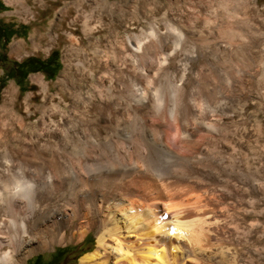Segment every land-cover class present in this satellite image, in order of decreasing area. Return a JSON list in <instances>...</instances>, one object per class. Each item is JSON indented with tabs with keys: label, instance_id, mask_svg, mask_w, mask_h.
I'll list each match as a JSON object with an SVG mask.
<instances>
[{
	"label": "rangeland",
	"instance_id": "1",
	"mask_svg": "<svg viewBox=\"0 0 264 264\" xmlns=\"http://www.w3.org/2000/svg\"><path fill=\"white\" fill-rule=\"evenodd\" d=\"M56 1L57 2L59 1L57 3L58 7H57L56 11L53 12L51 18L55 17V18H57V19L59 18L61 20L62 19L61 11L64 9H67L70 5H72V1H74V0H56ZM22 2H25L26 8L28 9V11H26V12L21 11L20 14L16 13V7H17L16 5H18ZM85 2L86 3L83 4V7H82V0H76V4H74L76 6V9H70L67 12V16L62 21L60 29L56 31L59 35V39L55 45L45 46L43 44L35 52H29L30 47H31L32 31H33L34 27H36V26L41 27V24H39V23L37 24V21H43L42 24L46 23V21H47L46 20V17H47V10H46L47 7L46 6L49 5L50 0H42V1L0 0V4H3V6H4L2 8L0 7V191H1L0 192V206L2 207V210H0V211H2L4 213L3 214L2 212H0L1 214L4 215V216L3 215L0 216V218L3 219V221H2L3 226L0 227V231H2V232H3V230L6 231V232H4L6 234L0 232L1 235L5 236V237L7 236L6 239H9V237L10 238L14 237L13 231H14V233L16 232L15 235L18 234L20 231L21 221L23 219L27 218V215L28 216H31V215L34 216V214L36 215V212H37L36 209H38V206L41 207L42 205H44L45 207H48V208L56 207V208H62V209H67V207H68V209L70 208V209L76 210V212L78 211L77 212V218L74 219L68 226H64V228H62L60 230L59 233L64 234V238H63V240H61V243L60 242L57 244H56V242L51 243L47 248H45L43 250H37V251H34L32 253H29L27 255V257L22 260L21 264H80L79 260L84 254L92 252L96 249V236L101 230V227L99 228L98 224H97V219H98L99 215H95V214L88 215L87 214L89 209L99 208L100 206H87L89 204V201H87L86 199L84 200L83 194L87 193L91 189V186H92L91 184H94L95 186H99L101 188V191L103 192L105 190L104 188H106V186H108L109 184L115 183V182L118 183L119 182L118 177L120 176V178H121V176L129 174V171L131 170V168L135 167L136 159H139L140 161L143 162V163H141V164H143V167H145V166H147V168L149 167L148 170L150 171V173L155 174L153 176L156 179H157V177H159V175H163L164 177H166L167 181L170 183V186H169L168 192H166V196H165L164 200H154L151 197V195L145 190V186H143L142 183H140V185H139V182H136V183L131 184L132 186H135V188H134L135 194L138 195V196L135 195L134 198L135 199L138 198L137 199L138 201L144 202L146 204L147 203L150 205H152L153 203L157 204L158 206H154L156 208L157 215L158 216H159V214L160 215H162V214L167 215V218L165 220L166 222L167 221L170 222V219H171L170 215H172L173 214L172 211H174L177 208H181L184 211V212L183 211L181 212V214H180L181 217L184 215L185 211H189V212L192 211L193 212V213L191 212L190 217H182V219L187 220V219H191L192 216L193 217L196 216V217H194L195 220L197 222H198V220L200 221L199 222V232H200L199 236H201L203 238V239L201 237L199 238L200 243H202L203 248L206 247L207 244L209 245V247L204 248L203 252L202 251L198 252L196 259H194L191 255H189L187 260L190 264H194V263L195 264H241V263H244V264H264V256H263L264 255V248H263L264 247V218L262 216L264 214L262 212V211H264V192L257 195V196H255L253 194L249 195L251 198L254 199L252 206H245V205H238V204H234V206L232 205V180L236 177L235 173L240 172V169H243L245 167L244 166L245 165L244 159L246 158V156L249 159L248 164L251 165V170H253V167L257 165V162L260 158L264 159V151H262L263 150L262 144L264 145V136L262 135V137H259V136L256 137V135H258L257 134L258 129L263 130V132H264V85H263L264 83H262V82H264V78H263L264 77L263 76L264 75V0H256V1L255 0H85ZM252 8H254V9H252ZM38 12H39V17L36 18V20H34L32 18L31 14L38 13ZM78 13H80V14L78 15ZM82 18H84V19H82ZM87 24H89V25H87ZM4 30H5V32H4ZM114 32H115V34H114ZM116 32H117V35H116ZM138 34H139V36H142V39L139 41L136 40V37H139ZM73 36H74V38H73ZM118 36H119V38H118ZM120 36L122 38H120ZM116 37L120 40L118 41V39ZM123 37L125 40H126V37H129L131 39L132 43L134 42L133 46L136 48V55H135L133 63H131L133 65H131L130 62L125 60L126 59L125 57L123 58L124 59L123 64L125 65V63H126V65H125L126 68L124 67L123 69H125L126 71L128 70V68L133 69L134 74H133L131 79H128L127 77H124L121 74L114 73V71L111 70V66H110L115 59L113 52H111V51L118 50L120 52H123V51L127 50L128 46H127V44H125L126 41L123 39ZM165 38H167V39H165ZM92 39L93 40L96 39V41H93ZM113 39L115 40V42ZM156 39H158V40H156ZM174 39L178 40L177 44H173ZM16 40L23 41L26 48L22 52H20L18 55H15V54L12 55L10 53V45ZM160 40L162 41V43H160L161 42ZM111 41H113V42L111 43ZM89 42L93 45H89L88 44ZM153 42H156V44ZM119 44L121 46H117ZM113 45H116L117 48ZM227 46H228V48H227ZM74 48H76L75 51H74ZM77 48L79 49V51ZM114 48H116V49H114ZM122 48H124V49H122ZM157 48H159V49H157ZM80 49H81V52H80ZM83 49H84V51H83ZM96 49H97V53L95 51ZM98 50H99V52H98ZM108 50H109V52H108ZM228 50H230V52ZM89 53L91 55H89ZM152 54H153V56H152ZM218 54H220V55H218ZM248 54H249V56H248ZM250 54H251V56H250ZM75 55H76V58H75ZM244 55H245V57H244ZM86 56H89V57H86ZM206 56H207V58H206ZM83 57L85 58V60ZM247 58L252 59V61L247 59ZM44 60L45 61L47 60L48 62H50L49 63L50 65L47 67H44L38 63V61L44 62ZM92 60H93V62H92ZM148 61H150V62H148ZM75 62H76V64H75ZM146 62L148 63V68H146L147 67ZM56 63L59 64L58 69H55ZM65 63H68L70 66L68 69L67 85H66V87L62 88V86L60 87L59 85L56 84V81H57L59 75H61L63 73L64 68H65ZM79 63H83V66H81ZM128 63L130 64L129 65L130 67L128 66ZM230 63H232V64L230 65ZM246 63H248V64L246 65ZM106 64H108L107 67H106ZM136 64L138 66H136ZM252 64H254V65H252ZM215 65H217V66H215ZM133 67H136V68H133ZM246 67H247V69H246ZM250 67H251V69H250ZM216 68H219V69H216ZM43 69H46L47 72H44ZM258 70H260V71H258ZM105 71H107V72H105ZM246 71H248V72H246ZM260 73L261 74L263 73V74L260 75ZM114 74H116V75H114ZM114 76H116V77H114ZM193 76H194V78H193ZM124 78H126V79H124ZM99 79L101 81H99ZM119 79H121V80H119ZM190 79H194V81L190 80ZM205 79L207 81H205ZM41 80L48 83V90L47 91H44L42 89V85L40 86ZM111 80H112V82H111ZM197 80L199 82H197ZM108 81H109V83H108ZM110 82H111V84H110ZM140 82H142V83H140ZM149 82H152V83H149ZM161 82H163V83H161ZM105 83H106V85H104ZM10 84H13L14 87L18 90V94L15 96L16 100L13 98V102H12V100H10L9 102L4 103L3 101H1L2 100V94H3L4 89ZM197 84H198V86H197ZM92 85H93V87H91ZM166 85H168V86H166ZM183 85L186 86L185 87L186 89H184ZM222 85H223V87H222ZM120 86H121V88H120ZM114 87H115V90H114ZM156 87L161 88L160 89L161 93L163 91L162 101H161L162 105L160 104V107H159L162 110V112L159 114H154L150 110V107H149L150 106L149 104H151L153 102V100L155 99V95L153 94L154 93L153 88H156ZM72 89L73 90L77 89L81 92V94L83 95L81 97V99L77 100V98H75L74 96L71 95ZM97 89H98V91H97ZM120 89H122V90H120ZM180 89H181V91H179ZM205 89L207 90V92ZM101 90H103V92ZM106 90H108V91H106ZM109 90L110 91L113 90L112 95H111V92ZM184 90H186L185 91L186 94L184 93ZM204 90H205V92H204ZM99 91H101V92H99ZM86 92L89 94H87ZM93 92H94V94H93ZM109 93L113 99L110 98ZM113 93H114V96H113ZM27 94H30V97L28 98L29 100L24 99V97ZM101 94H102V96H100ZM118 94H119V96H117ZM164 94H165V96H164ZM179 94H181V95H179ZM224 94H226V95H224ZM121 95H123V96H121ZM182 96H184V97H182ZM194 96H196L197 98L199 97L200 98V99L198 98L199 101H197V98ZM224 96H226V97L224 98ZM118 97H120L119 100H118ZM228 97H230V98H228ZM209 98L212 101L208 100ZM217 98L220 101H218ZM175 99H176V101H175ZM107 100H108V102H107ZM222 100H223V102H222ZM216 101L219 103H216ZM74 102L77 104H75ZM210 102L211 103L214 102V103L211 104ZM12 103H13V105H12ZM111 103H113V104H111ZM184 104H186L188 107H190V110H191V112H189V114L187 115L188 119L184 121V125L186 127L188 126L187 127L188 132H192V135L190 136L191 140L192 141L195 140V142L200 141L199 143L201 145V149L198 151L193 150L191 148V146H188V145L183 143L180 132L178 130L180 128V125H178V123H173L171 118L169 119V116L165 113V110H167L169 107H172L175 110L180 109L182 111ZM167 105H168V107H167ZM218 105H219V107H217ZM78 106L80 107V109H83V110L81 111ZM115 106H116V108H115ZM193 106H194V108H193ZM224 106H226V107H224ZM75 107L78 109H76ZM81 107H84V108H81ZM120 107L123 109H121ZM95 108H96V110H94ZM106 108H110L111 110L110 109L108 110ZM230 108H231L232 113L229 110ZM75 109H76V111H75ZM116 109H117L116 114L117 115L119 114L118 116H120V118H118V116H115ZM77 110H79L80 112L79 111L77 112ZM220 110L224 111V112H221ZM227 110H229V111H227ZM88 111H89V113H88ZM150 111H151V114H150ZM199 111H200V113L198 114ZM213 111H215V112H213ZM73 112L75 113V115ZM92 112H94V113H92ZM124 112H126V113H124ZM203 112H205L206 114ZM104 113H106V114L104 115ZM207 113H209V114L214 113V114H212L210 116ZM76 114L78 116H76ZM82 114L83 115L85 114L84 115L85 117ZM86 114H88V115H86ZM90 114H92L93 117H92V115L90 116ZM141 115L142 116L144 115L145 119H143L144 117H142ZM196 115H198V116H196ZM226 115H227V117H226ZM66 116H68V117H66ZM82 116L84 118L83 120H81ZM128 116H129V118H128ZM78 117H81V118H78ZM130 117H131V119H130ZM135 117H137V118L135 119ZM150 117H152V118L150 119ZM202 117H204V120H209V118H210V120H212V121L213 120L215 121V119H216L215 122L220 121L218 123L222 126L223 130L221 129V131H218V133L216 131H215V133L214 132L213 133H210V132L207 133V131L205 134L202 133V132H205L204 130L200 129L201 127L205 126L204 122L201 120ZM222 117H223V119H220ZM102 118L105 120V122H103L104 120ZM57 119H58V122H57ZM64 119H65V121H64ZM127 119H129V120H127ZM167 119L170 120L172 124ZM48 120H49V123L46 122ZM59 120H61V121H59ZM92 120H95V121H92ZM189 120H190V122H189ZM224 120L227 123H225ZM106 121H107V123H106ZM110 121H112V122L110 123ZM137 121H138V123H137ZM151 121H153V123ZM201 121H202V124H201ZM78 122L81 123L82 127L79 126L80 124ZM113 122L115 123L114 126H113ZM71 123H73V124H71ZM91 123H93V124H91ZM146 123L147 124L149 123V124L147 125ZM44 124L46 125L47 129L54 124L53 126L56 129V132L57 133L59 132L58 134H60V136H62V138L49 140V141L45 142L46 140H43V138L47 135L49 130H47L45 128ZM82 124L85 126H83ZM88 124L92 127H89ZM105 124H106V127H105ZM119 124H121V125H119ZM190 124H192L193 126ZM198 124H200V125H198ZM86 125L88 126L89 129L86 127ZM169 125H171V126H169ZM62 126L64 127V129ZM224 126H226V127H224ZM228 126H231V127H228ZM74 127H76V130L74 129ZM137 127H139V128H137ZM116 128H117V130H116ZM118 128L121 130H119ZM224 128L226 129L227 132L224 131L225 130ZM43 129H46V130H43ZM90 129H92V130H90ZM102 129H103V131H102ZM168 129H171L172 131L168 130ZM73 130H75V131H73ZM156 130H157V132H156ZM191 130L194 131L195 135L193 134V131H191ZM244 130H246V131H244ZM92 131H93V133H92ZM168 131L171 133H168ZM198 131L201 133H199ZM250 131H252L253 133H251ZM254 131H255V134H254ZM78 132H79V134H78ZM84 132H86V133L88 132V134H86ZM105 132H107V133L112 132V133L107 134ZM176 132H177V134H175ZM238 132H240L241 134ZM245 133H247V134H245ZM76 134H77V136L80 135V137L75 138ZM89 134H91V135H89ZM165 134H167V135H165ZM219 134H221L222 136H220ZM67 135H69V136L67 137ZM94 135H96V136H94ZM214 135L218 138H216ZM245 135H248V136H245ZM249 135H250V137H249ZM137 136H139L140 138L139 137L137 138ZM192 136L194 139L192 138ZM203 136H205V137H203ZM229 136L230 137L232 136L231 137L232 139ZM247 137L250 138L249 141L247 140L248 139ZM252 137H254V138H252ZM80 138L82 139L83 143L81 142ZM92 138H93V140H92ZM114 138L117 140H115ZM173 138H174V140H173ZM233 138H234V141H233ZM242 138H243V140H242ZM84 139L86 142L84 141ZM38 140H39V142H38ZM57 140H59L60 142ZM78 140L80 141L81 144L79 143ZM110 140H112V141H110ZM168 140H170V141H168ZM179 140H181V141H179ZM204 140H206V142L208 140L209 143L208 142L206 143ZM210 140L212 141L213 145H212V143L210 144V142H211ZM75 141H77V142H75ZM163 141H165V143ZM253 141L256 143H254ZM105 142H107V143H105ZM128 142H130L133 145H130V143L128 144ZM143 142H144V144H143ZM169 142H171V143H169ZM178 142H180V144ZM119 143L121 145H119ZM123 144H125V145H123ZM87 145H88V147H87ZM91 145H93V146H91ZM102 145H104V146H102ZM126 145H127V147H126ZM139 145H141L143 148L141 146L139 147ZM165 145H166V147L169 146L168 147L169 149L174 148L173 150L178 151L181 154L183 153V155H185L186 157L189 156L188 158H190L191 160H194L196 162L195 165H197V163H198V165L194 167L195 171H198L200 173H205V174L206 173H208V174L212 173L213 175L217 174L216 177L219 179L217 180L215 185L212 187L199 186V187L190 188V187H188L187 181H182L183 179H181L178 175L176 177H174L175 174H180L181 167L177 166L175 155L172 154L173 152H171V150L165 148ZM209 145H210V147H209ZM225 145H227L228 147ZM90 146L92 147V150H91ZM94 146H97L100 148H97V147L95 148ZM146 146H147V149H146ZM83 147H85V148H83ZM119 147L125 151L123 152V150L120 149ZM239 147H241V148H239ZM111 148H114V150L112 149V151H111ZM154 148L156 149V151ZM207 148H208V150H206ZM138 150H141L140 151L141 155H143V153H144L143 150H146L145 153H146L148 159L145 156V153L143 155L145 157L142 158L143 156L140 155V152L137 153ZM157 150H158V152L159 151L160 152L158 153ZM231 150H233V151L231 152ZM38 151H39V153H38ZM79 151H82V152L80 153ZM215 151L216 152L218 151V152L216 153ZM227 151L230 153L228 154ZM238 151H239V153H238ZM240 151H242V152H240ZM250 151L252 152V154ZM35 152H37V153L35 154ZM128 152H131V154ZM149 152H150V154H149ZM221 152H222V154H221ZM224 152H225V154L226 153L227 154L226 155L223 154ZM236 152L238 155L235 154ZM254 152H256V153H254ZM118 153H120V154H118ZM121 153H122V155H121ZM124 153H126V154H124ZM185 153H187V155ZM27 154H29V156ZM90 154H91V156H90ZM111 154H113V156ZM136 154L138 156H140V158L139 157L137 158V156H135ZM155 154H156V157L158 159L155 158ZM213 154H214V156H213ZM239 154H241V155H239ZM96 155H98V156L96 157ZM123 155L124 156L126 155L125 158ZM209 155H211V156H209ZM243 155H244V157H243ZM130 156H131V158H129ZM228 156L229 157L233 156V157H231V159H230ZM161 157H164V158H161ZM225 157H226V159H225ZM150 158L151 159L153 158L152 162L150 161L151 160ZM215 158H216V160H215ZM40 159H41L42 163L44 162L43 164L40 162ZM44 159H45V161H44ZM89 159H91L94 162H92ZM97 159H98V162H97ZM217 159H219V160H217ZM252 159H254V160H252ZM17 160H19V161H17ZM48 160H50V161L47 163L46 161H48ZM104 160H105V162H104ZM52 161H54L57 165H59V167L62 170L61 172H63L62 174L60 172L57 175L58 177L50 174L48 166L50 165V162H52ZM60 161H61V163H60ZM66 161H68V162H66ZM82 161H84V162H82ZM125 161H126V163H125ZM146 161H147V163H145ZM36 162H39V163H36ZM87 162H88V164H85ZM99 162H101V163H99ZM159 162H161V163H159ZM230 162H231V164H230ZM127 163H129L131 165H129ZM211 163L214 165H212ZM223 163H225V164H223ZM237 163H238V165H237ZM62 164H63V166H65V168H63V166H61ZM23 165H24V167H23ZM92 165L95 167H93ZM70 166H72V167H70ZM220 166H221V168H219ZM103 167H105V168H103ZM154 167L156 169H154ZM86 168H88L89 170ZM150 168H152V169L150 170ZM77 169H79V170H77ZM103 170H105V171H103ZM114 170L116 172L118 171V173H116ZM169 170H171L172 173ZM208 170H209V172H208ZM77 171H79V172H77ZM83 171H84V173H82ZM173 171H175V172H173ZM94 172H96V173L94 174ZM81 174H84V177L81 178V176H82ZM168 174H169V176H168ZM91 175L93 177L95 176L96 178L95 177L93 178ZM18 176L19 177L21 176V178L24 177L25 179H27V178L33 179L37 183L36 185L40 191L37 194L39 196H41L43 194L41 196V199H43V200H41L40 202H38L37 199L35 200L36 202H34V206H36V209H34L33 205L32 206H26V205H23L22 203H15V202L12 203L13 199L11 201V198L8 196V193H6L8 191L6 188L7 185L10 183V181L12 179H14L16 177L19 178ZM41 177H42V179H41ZM231 177H232V180H231ZM35 178H36V180H35ZM51 178H53V179H51ZM1 180L3 182H1ZM172 180H174V181H172ZM85 182L88 185L86 184L85 186H83V184ZM75 183H77V184H75ZM38 184L40 185V187ZM73 184H74V186H73ZM216 185H219V186L216 187ZM210 188H212L211 191H210ZM217 188H219V189H217ZM4 189L7 191H4ZM218 191H220V192H218ZM222 191H223V195H222ZM57 192L59 193V195H57L58 194ZM207 192L208 193L210 192L211 194L210 193L208 194ZM215 192H217L218 194ZM194 193L196 196L199 195L200 202L202 200L203 201L205 200L207 203L204 201V204L201 202L198 204V206H187V207L186 206L185 207L184 206H173L172 207V205L175 202L182 200V198L187 200L188 198L196 197L194 195ZM46 196H48V197L46 198ZM72 197H73V199H72ZM76 197L80 198V200L77 202L78 204L76 203L78 205V207L77 206H73V207L69 206L68 204L70 202H71V204L75 203L74 198H76ZM5 198H7V199H5ZM100 199L103 201L108 200V202H112L110 199H108L106 197L104 199V196L100 197ZM214 199H217V200H214ZM221 199H222V201H221L222 204L220 203ZM61 200H62V202H61ZM224 200L229 201V203H224ZM161 201H163V204L161 203ZM216 201L218 202L219 205H216L217 204ZM55 202H57V204ZM97 202L99 203V200H97ZM125 202H127V201H125ZM170 202H172V203H170ZM10 203L13 205H11ZM210 203H212V204L210 205ZM213 203H214V205H213ZM46 204H47V206H46ZM7 205L9 207L6 208ZM203 205L205 206V208H202V207H204ZM101 207H103V206H101ZM207 207L210 209H208ZM14 208H15V210L13 211L12 209H14ZM169 208H171V209H169ZM186 208H187V210H186ZM32 209H34V210H32ZM244 209H247V210L255 209L257 211H260V214L250 212L249 213L250 215H248L247 219L243 221L242 219H240L239 216L243 212ZM28 210H29V213H28ZM32 211L34 214L32 213ZM208 211L212 212L213 214L208 212ZM10 213H12L11 216H10ZM198 213H199L200 217H199ZM204 213H206V214H204ZM83 214L86 216H83ZM233 214H234V216H233ZM6 215L8 216L7 218H6ZM13 216H14V218H13ZM18 216L20 217V219H18L19 218ZM193 217H192V219H194ZM232 217H234V218H232ZM232 219L239 221L238 222L239 227L236 228L234 226V225H236L237 222L234 220L232 222ZM5 220H7V221H5ZM202 222H204V223H202ZM250 224H253V226H255V227L252 228L253 232L251 231V233H250L251 235L249 234L248 240L245 243V241H243V238H244L243 232L245 231V229L247 227L250 226ZM18 225H19V228H18ZM204 226H206V227H204ZM196 227L198 228V225ZM216 227H218V228H216ZM215 229L216 230L218 229V230L216 231ZM236 229H238V230H236ZM232 230H233V232H231ZM240 231H241V233H240ZM49 232L47 233V237L51 236L49 234ZM8 233H9V235H8ZM11 233H12V235H11ZM216 234H218V235H216ZM205 235H206V237H205ZM230 235H231V237H230ZM226 236L229 239H227ZM210 238H211V240H210ZM204 240H205V242H204ZM224 242L227 244H225ZM5 243L2 244L3 246L2 245L0 246V253H4V252L10 250V245L7 243L5 244ZM203 243L204 244L206 243V245H204ZM219 243H220V245H219ZM220 246H222V247H220ZM245 246L248 249L250 247V251H247L246 257H244L243 254L236 253V250L241 249L242 247H245ZM259 247L263 248V250H261L262 254L260 255L261 257L263 256L262 258L258 257L259 255H256V254L254 255L253 252L251 253L252 248L253 249L254 248L259 249ZM204 250H205V252H204ZM229 252H231V253H229ZM248 252H249V254H248ZM207 254H208V256H207ZM220 254H222V256H224V257H222ZM235 256H237V258H235ZM241 256L244 257L243 258L244 260L246 259V263H245V261L240 260L242 258ZM247 257H248V259H247ZM229 259L231 261H233V260L234 261L231 262ZM235 259H237V260H235ZM210 260H211V263H210ZM247 261H249V262H247ZM192 262H194V263H192Z\"/></svg>",
	"mask_w": 264,
	"mask_h": 264
},
{
	"label": "bare ground",
	"instance_id": "2",
	"mask_svg": "<svg viewBox=\"0 0 264 264\" xmlns=\"http://www.w3.org/2000/svg\"><path fill=\"white\" fill-rule=\"evenodd\" d=\"M35 1H42V0H35ZM256 1V0H255ZM59 2V1H58ZM56 0H50V3H49V5L48 6H46L47 7V17H46V23L45 24H42V22L43 21H37V24L39 23V24H41V27H34V29H33V31H32V34H31V47H30V50H29V52H35L39 47H41L43 44L45 45V46H52V45H55L57 42H58V39H59V35H58V33L56 32L57 30H59L60 29V27H61V23H62V21L66 18V16H67V12L70 10V9H76V6L74 5V4H76V0H74V1H72V5H70L67 9H64V10H62L61 11V13H62V19L60 20L59 18L57 19V18H55V17H53V18H51L52 17V14H53V12L54 11H56V9H57V3H58ZM86 2H85V0H82V7H83V4H85ZM88 4V3H87ZM17 7H16V13H21V11H23V12H26V11H28V9L26 8V4H25V2H22V3H20V4H18V5H16ZM68 6V5H67ZM20 7V8H19ZM91 8V7H90ZM78 9V8H77ZM252 9H254V8H252ZM86 10V9H85ZM102 10V9H101ZM87 13V12H86ZM70 14V13H69ZM80 13H78V15H79ZM32 15V18L34 19V20H36V18H38L39 17V12L38 13H33V14H31ZM85 16V15H84ZM88 16V15H87ZM94 16V15H93ZM89 18V17H88ZM223 18V17H222ZM70 19V18H69ZM79 19V18H78ZM82 19H84V18H82ZM92 22V21H91ZM90 22V23H91ZM89 23V22H88ZM130 23V22H129ZM132 23V22H131ZM135 23V22H134ZM71 25V24H70ZM73 25V24H72ZM79 25V24H78ZM87 25H89V24H87ZM91 25V24H90ZM130 25V24H129ZM133 25V24H132ZM93 26V25H92ZM75 27V26H74ZM130 27V26H129ZM136 27V26H135ZM88 28V27H87ZM86 29V28H85ZM91 29V28H90ZM81 30V29H80ZM88 30V29H87ZM98 30V29H97ZM133 30V29H132ZM129 31V30H128ZM110 32V31H109ZM90 33V32H89ZM119 33V32H118ZM69 34V33H68ZM99 34V33H98ZM114 34H115V32H114ZM113 34V35H114ZM126 34V33H125ZM65 35V34H64ZM71 35V34H70ZM85 35V34H84ZM97 35V34H96ZM112 35V34H111ZM116 35H117V32H116ZM120 35V34H119ZM142 35V34H141ZM66 36V35H65ZM87 36V35H86ZM89 36V35H88ZM92 36V35H91ZM98 36V35H97ZM100 36V35H99ZM138 36H139V34H138ZM247 36V35H246ZM69 37V36H68ZM102 37V36H101ZM114 37V36H113ZM112 37V38H113ZM130 37V36H129ZM129 37H126V40L124 39V37H123V39L126 41V43L125 44H127V50L126 51H123V52H120V51H118V50H114V51H111V52H113V55H114V61H113V63L110 65L111 66V70H113L114 71V73H116V74H121V75H123L124 77H127L128 79H131L132 78V76H133V69L132 68H128V70L126 71L125 69H123L124 67L126 68V63H125V65L123 64V62H124V57L126 58L125 60H127L128 62H130V64L131 63H133V61H134V58H135V55H136V48L133 46V43H132V41H131V39L129 38ZM133 37V36H132ZM161 37V36H160ZM73 38H74V36H73ZM94 38V37H93ZM96 38V37H95ZM117 38V37H116ZM118 38H119V36H118ZM117 38V39H118ZM120 38H122L121 36H120ZM147 38V37H146ZM158 38V37H157ZM162 38V37H161ZM89 39V38H88ZM142 39V36H139V37H136V40L137 41H139V40H141ZM148 39V38H147ZM165 39H167V38H165ZM65 40V39H64ZM68 40V39H67ZM93 40V39H92ZM114 40V39H113ZM120 39H118V41H119ZM153 40V39H152ZM156 40H158V39H156ZM93 41H96V39H94ZM123 41V40H122ZM161 41V40H160ZM168 41V40H167ZM82 42V41H81ZM113 41H111V43H112ZM114 42H115V40H114ZM121 42V41H120ZM177 42H178V40L177 39H174V41H173V44H177ZM138 43V42H137ZM150 43V42H149ZM153 43H155L156 44V42H153ZM160 43H162V41L160 42ZM164 43V42H163ZM89 45H93V44H91L90 42L88 43ZM124 44V45H125ZM144 44V43H143ZM230 44V43H229ZM71 45V44H70ZM97 45V44H96ZM112 45V44H111ZM123 45V44H122ZM162 45V44H161ZM224 45V44H223ZM72 46V45H71ZM95 46V45H94ZM109 46V45H108ZM113 46H115L116 47V45H113ZM117 46H121L120 44L119 45H117ZM140 46V45H139ZM68 47V46H67ZM90 47V46H89ZM93 47V46H92ZM96 47V46H95ZM138 47V46H137ZM141 47V46H140ZM145 47V46H144ZM210 47V46H209ZM226 47V46H225ZM26 47H25V44H24V42L23 41H21V40H16V41H14L11 45H10V53L12 54V55H18L20 52H22L24 49H25ZM66 48V47H65ZM69 48V47H68ZM71 48V47H70ZM113 48V47H112ZM117 48V47H116ZM116 48H114V49H116ZM119 48V47H118ZM165 48V47H164ZM212 48V47H211ZM227 48H228V46H227ZM262 48V47H261ZM78 49V48H77ZM82 49V48H81ZM81 49H80V52H81ZM111 49V48H110ZM109 49V50H110ZM121 49V48H120ZM122 49H124V48H122ZM138 49V48H137ZM157 49H159V48H157ZM166 49V48H165ZM168 49V48H167ZM71 50V49H70ZM76 50V48H74V51ZM92 50V49H91ZM107 50V49H106ZM109 50H108V52H109ZM142 50V49H141ZM217 50V49H216ZM78 51H79V49H78ZM83 51H84V49H83ZM87 51V50H86ZM96 51V53H97V49L95 50ZM143 51V50H142ZM215 51V50H214ZM229 52H230V50H228ZM67 52V51H66ZM98 52H99V50H98ZM161 52V51H160ZM91 53V52H90ZM89 53V55H91ZM150 53V52H149ZM156 53V52H155ZM215 53V52H214ZM240 53V52H239ZM243 53V52H242ZM251 53V52H250ZM68 54V53H67ZM66 54V55H67ZM75 54V53H74ZM82 54V53H81ZM112 54V53H111ZM69 55V54H68ZM80 55V54H79ZM148 55V54H147ZM218 55H220V54H218ZM85 56V55H84ZM111 56V55H110ZM146 56V55H145ZM152 56H153V54H152ZM169 56V55H168ZM216 56V55H215ZM248 56H249V54H248ZM250 56H251V54H250ZM70 57V56H69ZM86 57H89V56H86ZM99 57V56H98ZM143 57V56H142ZM165 57V56H164ZM217 57V56H216ZM244 57H245V55H244ZM75 58H76V55H75ZM84 58V57H83ZM140 58V57H139ZM144 58V57H143ZM206 58H207V56H206ZM67 59V58H66ZM80 59V58H79ZM108 59V58H107ZM111 59V58H110ZM141 59V58H140ZM158 59V58H157ZM164 59V58H163ZM227 59V58H226ZM247 59H249V60H251L252 61V59H250V58H247ZM75 60V59H74ZM84 60H85V58H84ZM94 60V59H93ZM93 60H92V62H93ZM171 60V59H170ZM215 60V59H214ZM217 60V59H216ZM68 61V60H67ZM70 61V60H69ZM80 61V60H79ZM95 61V60H94ZM106 61V60H105ZM112 61V60H111ZM110 61V62H111ZM126 61V62H127ZM136 61V60H135ZM219 61V60H218ZM223 61V60H222ZM91 62V61H90ZM139 62V61H138ZM148 62H150V61H148ZM242 62V61H241ZM147 63V62H146ZM243 63V62H242ZM245 63V62H244ZM75 64H76V62H75ZM81 66H83V63H79ZM129 63H128V66L130 65ZM139 64V63H138ZM213 64V63H212ZM218 64V63H217ZM232 63H230V65H231ZM248 63H246V65H247ZM251 64V63H250ZM89 65V64H88ZM107 65L108 64H106V67H107ZM131 65H133V64H131ZM150 65V64H149ZM229 65V64H228ZM229 65V66H230ZM243 65V64H242ZM245 65V64H244ZM252 65H254V64H252ZM69 64L68 63H65V68H64V71H63V73L61 74V75H59V77H58V79H57V81H56V84L57 85H59L60 87L62 86V88L63 87H66V85H67V76H68V69H69ZM77 66V65H76ZM127 66V67H128ZM136 66H138L137 64H136ZM160 66V65H159ZM215 66H217V65H215ZM221 66V65H220ZM249 66V65H248ZM247 66V67H248ZM258 66V65H257ZM98 67V66H97ZM130 67V66H129ZM140 67V66H139ZM214 67V66H213ZM232 67V66H231ZM247 67H246V69H247ZM89 68V67H88ZM133 68H136V67H133ZM143 68V67H142ZM146 68H148V63H147V67ZM161 68V67H160ZM165 68V67H164ZM215 68V67H214ZM90 69V68H89ZM109 69V68H108ZM216 69H219V68H216ZM250 69H251V67H250ZM107 70V69H106ZM125 70V71H124ZM147 70V69H146ZM160 70V69H159ZM243 70V69H242ZM108 71V70H107ZM107 71H105V72H107ZM238 71V70H237ZM244 71V70H243ZM249 71V70H248ZM248 71H246V72H248ZM251 71V70H250ZM258 71H260V70H258ZM164 72V71H163ZM192 72V71H191ZM212 72V71H211ZM254 73V72H253ZM105 74V73H104ZM110 74V73H109ZM116 74H114V75H116ZM137 74V73H136ZM142 74V73H141ZM170 74V73H169ZM222 74V73H221ZM263 74V73H262ZM261 73H260V75H262ZM214 75V74H213ZM219 75V74H218ZM253 75V74H252ZM90 76V75H89ZM222 76V75H221ZM224 76V75H223ZM264 76V75H263ZM114 77H116V76H114ZM138 77V76H137ZM141 77V76H140ZM231 77V76H230ZM99 78V77H98ZM147 78V77H146ZM182 78V77H181ZM193 78H194V76H193ZM200 78V77H199ZM264 78V77H263ZM103 79V78H102ZM124 79H126V78H124ZM123 79V80H124ZM150 79V78H149ZM187 79V78H186ZM38 80V79H37ZM36 80V81H37ZM70 80V79H69ZM108 80V79H107ZM113 80V79H112ZM112 80H111V82H112ZM119 80H121V79H119ZM190 80H193L194 81V79H190ZM227 80V79H226ZM231 80V79H230ZM99 81H101L100 79H99ZM127 81V80H126ZM130 81V80H129ZM188 81V80H187ZM205 81H207L206 79H205ZM235 81V80H234ZM263 81V80H262ZM73 82V81H72ZM107 82V81H106ZM111 82H110V84H111ZM153 82V81H152ZM152 82H149V83H152ZM197 82H199L198 80H197ZM40 86L42 85V89L44 90V91H47L48 90V83H46V82H44L43 80H41L40 81ZM108 83H109V81H108ZM107 83V84H108ZM140 83H142V82H140ZM161 83H163V82H161ZM223 83V82H222ZM262 83H264V82H262ZM55 84V85H56ZM123 84V83H122ZM166 84V83H165ZM101 85V84H100ZM104 85H106V83L104 84ZM109 85V84H108ZM107 85V86H108ZM120 85V84H119ZM124 85V84H123ZM158 85V84H157ZM189 85V84H188ZM195 85V84H194ZM193 85V86H194ZM224 85V84H223ZM223 85H222V87H223ZM264 85V84H263ZM97 86V85H96ZM106 86V87H107ZM144 86V85H143ZM166 86H168V85H166ZM192 86V85H191ZM197 86H198V84H197ZM91 87H93V85L91 86ZM132 87V86H131ZM149 87V86H148ZM165 87V86H164ZM183 87H184V89H186L185 87L186 86H184L183 85ZM214 87V86H213ZM262 87V86H261ZM120 88H121V86H120ZM163 88V87H162ZM92 89V88H91ZM94 89V88H93ZM96 89V88H95ZM100 89V88H99ZM126 89V88H125ZM140 89V88H139ZM154 89V95H155V99L153 100V102L151 103V104H149L150 106V110L154 113V114H159V113H161L162 112V110L159 108L160 107V104H161V101H162V93H163V91H162V93H161V91H160V89L161 88H159V87H156V88H153ZM194 89V88H193ZM203 89V88H202ZM209 89V88H208ZM238 89V88H237ZM258 89V88H257ZM114 90H115V87H114ZM120 90H122V89H120ZM119 90V91H120ZM135 90V89H134ZM143 90V89H142ZM166 90V89H165ZM172 90V89H171ZM176 90V89H175ZM206 90V89H205ZM205 90H204V92H205ZM218 90V89H217ZM223 90V89H222ZM263 90V89H262ZM41 91V90H40ZM43 91V92H44ZM94 91V90H93ZM97 91H98V89H97ZM102 92H103V90H101ZM101 91H99V92H101ZM106 91H108V90H106ZM110 91V90H109ZM112 91L113 90H111L110 92H111V95H112ZM140 91V90H139ZM144 91V90H143ZM170 91V90H169ZM179 91H181V89L179 90ZM183 91V90H182ZM186 90H184V93L186 94V92H185ZM188 91V90H187ZM202 91V90H201ZM116 92V91H115ZM166 92V91H165ZM168 92V91H167ZM178 92V91H177ZM176 92V93H177ZM196 92V91H195ZM206 92H207V90H206ZM230 92V91H229ZM87 93V92H86ZM98 93V92H97ZM198 93V92H197ZM231 93V92H230ZM18 94V90L14 87V85L13 84H10V85H8L5 89H4V91H3V94H2V100L1 101H3L4 103H7V102H9L10 100H12V102H13V98L16 100V98H15V96ZM45 94V93H44ZM87 94H89V93H87ZM86 94V95H87ZM93 94H94V92H93ZM144 94V93H143ZM146 94V93H145ZM167 94V93H166ZM232 94V93H231ZM71 95L72 96H74L75 98H77V100L78 99H81V97L83 96L82 94H81V92L79 91V90H77V89H72V92H71ZM91 95V94H90ZM99 95V94H98ZM109 95H110V93H109ZM111 95H110V98L111 99H113L112 97H111ZM151 95V94H150ZM179 95H181V94H179ZM205 95V94H204ZM220 95V94H219ZM224 95H226V94H224ZM52 96V95H51ZM100 96H102V94L100 95ZM106 96V95H105ZM108 96V95H107ZM113 96H114V93H113ZM117 96H119V94L117 95ZM121 96H123V95H121ZM136 96V95H135ZM164 96H165V94H164ZM187 96V95H186ZM185 96V97H186ZM199 96V95H198ZM30 97V94H27L25 97H24V99L25 100H27L28 98ZM129 97V96H128ZM148 97V96H147ZM182 97H184V96H182ZM194 97H196V96H194ZM193 97V98H194ZM200 97V96H199ZM198 97V98H199ZM206 97V96H205ZM226 96H224V98H225ZM94 98V97H93ZM102 98V97H101ZM109 98V99H110ZM124 98V97H123ZM146 98V97H145ZM177 98V97H176ZM179 98V97H178ZM197 98V97H196ZM197 98V101H199V99ZM219 98V97H218ZM217 98V99H218ZM228 98H230V97H228ZM263 98V97H262ZM73 99V98H72ZM91 99V98H90ZM110 99V100H111ZM120 99V97H118V100ZM147 99V98H146ZM184 99V98H183ZM215 99V98H214ZM216 99V100H217ZM221 99V98H220ZM29 100V99H28ZM76 100V101H77ZM85 100V99H84ZM99 100V99H98ZM126 100V99H125ZM152 100V99H151ZM169 100V99H168ZM174 100V99H173ZM208 100H211L210 98L208 99ZM230 100V99H229ZM83 101V100H82ZM112 101V100H111ZM114 101V100H113ZM123 101V100H122ZM150 101V100H149ZM175 101H176V99H175ZM182 101V100H181ZM190 101V100H189ZM203 101V100H202ZM212 101V100H211ZM218 101H220L219 99H218ZM225 101V100H224ZM263 101V100H262ZM41 102V101H40ZM107 102H108V100H107ZM170 102V101H169ZM168 102V103H169ZM184 102V101H183ZM206 102V101H205ZM215 102V101H214ZM214 102H212V103H214ZM222 102H223V100H222ZM230 102V101H229ZM11 103V102H10ZM26 103V102H25ZM75 103V102H74ZM85 103V102H84ZM106 103V102H105ZM118 103V102H117ZM163 103V102H162ZM165 103V102H164ZM191 103V102H190ZM198 103V102H197ZM211 103V102H210ZM211 103V104H212ZM216 103H219V102H217L216 101ZM262 103V102H261ZM41 104V103H40ZM75 104H77V103H75ZM111 104H113V103H111ZM12 105H13V103H12ZM81 105V104H80ZM91 105V104H90ZM89 105V106H90ZM93 105V104H92ZM103 105V104H102ZM106 105V104H105ZM115 105V104H114ZM144 105V104H143ZM162 105V104H161ZM172 105V104H171ZM174 105V104H173ZM195 105V104H194ZM204 105V104H203ZM74 106V105H73ZM82 106V105H81ZM84 106V105H83ZM86 106V105H85ZM118 106V105H117ZM129 106V105H128ZM146 106V105H145ZM199 106V105H198ZM206 106V105H205ZM223 106V105H222ZM227 106V105H226ZM226 106H224V107H226ZM262 106V105H261ZM20 107V106H19ZM18 107V108H19ZM38 107V106H37ZM79 107V106H78ZM108 107V106H107ZM110 107V106H109ZM164 107V106H163ZM167 107H168V105H167ZM166 107V108H167ZM201 107V106H200ZM215 107V106H214ZM217 107H219V105L217 106ZM216 107V108H217ZM76 108V107H75ZM81 108H84V107H81ZM115 108H116V106H115ZM121 108V107H120ZM129 108V107H128ZM165 108V109H166ZM193 108H194V106H193ZM221 108V107H220ZM229 108V107H228ZM232 108V107H231ZM231 108L229 109L230 110V112H231ZM76 109H78V108H76ZM76 109H75V111H76ZM79 109H80V107H79ZM106 109H110V108H106ZM118 109V108H117ZM117 109H116V111H115V116H118L117 114H116V112H117ZM121 109H123V108H121ZM182 109V108H181ZM225 109V108H224ZM263 109V108H262ZM66 110V109H65ZM72 110V109H71ZM81 111L83 110V109H80ZM88 110V109H87ZM86 110V111H87ZM94 110H96V108L94 109ZM111 110V109H110ZM113 110V109H112ZM137 110V109H136ZM149 110V109H148ZM202 110V109H201ZM223 110V109H222ZM229 110H227V111H229ZM50 111V110H49ZM58 111V110H57ZM79 110H77V112H78ZM90 111V110H89ZM89 111H88V113H89ZM129 111V110H128ZM135 111V110H134ZM151 111H150V114H151ZM195 111V110H194ZM197 111V110H196ZM210 111V110H209ZM208 111V112H209ZM221 111V110H220ZM56 112V111H55ZM54 112V113H55ZM68 112V111H67ZM76 112V113H77ZM80 112V111H79ZM95 112V111H94ZM94 112H92V113H94ZM114 112V111H113ZM121 112V111H120ZM127 112V111H126ZM126 112H124V113H126ZM131 112V111H130ZM189 112H191V110H190V107H188L186 104H184L183 105V110L181 111L180 109H177V110H175V109H173L172 107H169L167 110H165V113L169 116V119L171 118V120L173 121V123H178V125H180V128L178 129L179 130V132H180V135H181V138H182V141H183V143L184 144H186V145H188V146H191V148L193 149V150H196V151H198V150H200L201 149V145H200V141H198V142H195V140L194 141H192L191 140V135H192V132H188V129H187V127L184 125V121L185 120H187L188 118H187V115L189 114ZM213 112H215V111H213ZM217 112V111H216ZM221 112H224V111H221ZM220 112V113H221ZM43 113V112H42ZM45 113V112H44ZM57 113V112H56ZM61 113V112H60ZM74 113V112H73ZM99 113V112H98ZM101 113V112H100ZM119 113V112H118ZM132 113V112H131ZM200 113V111L198 112V114ZM203 113H205V112H203ZM228 113V112H227ZM232 113V112H231ZM66 114V113H65ZM72 114V113H71ZM70 114V115H71ZM106 113H104V115H105ZM108 114V113H107ZM112 114V113H111ZM110 114V115H111ZM146 114V113H145ZM144 114V115H145ZM206 114V113H205ZM207 114H209V113H207ZM212 114H214V113H212ZM212 114H209L210 116L212 115ZM218 114V113H217ZM43 115V114H42ZM57 115V114H56ZM60 115V114H59ZM67 115V114H66ZM74 115H75V113H74ZM83 115V114H82ZM85 115V114H84ZM83 115V116H84ZM86 115H88V114H86ZM92 114H90V116H91ZM109 115V114H108ZM113 115V114H112ZM127 115V114H126ZM135 115V114H134ZM144 115L142 116V117H144ZM153 115V114H152ZM163 115V114H162ZM220 115V114H219ZM254 115V114H253ZM58 116V115H57ZM76 116H78L77 114H76ZM83 116H82V118L81 117H78V118H81V120H83L84 118H83ZM131 116V115H130ZM151 116V115H150ZM166 116V115H165ZM190 116V115H189ZM196 116H198V115H196ZM230 116V115H229ZM60 117V116H59ZM65 117V116H64ZM66 117H68V116H66ZM85 117V116H84ZM92 117H93V115H92ZM100 117V116H99ZM102 117V116H101ZM125 117V116H124ZM195 117V116H194ZM201 117V116H200ZM207 117V116H206ZM216 117V116H215ZM226 117H227V115H226ZM51 118V117H50ZM90 118V117H89ZM107 118V117H106ZM118 118H120V116H118ZM128 118H129V116H128ZM137 117H135V119H136ZM139 118V117H138ZM147 118V117H146ZM152 117H150V119H151ZM209 118V117H208ZM218 118V117H217ZM229 118V117H228ZM227 118V119H228ZM54 119V118H53ZM86 119V118H85ZM103 119V118H102ZM109 119V118H108ZM130 119H131V117H130ZM143 119H145V117L143 118ZM160 119V118H159ZM195 119V118H194ZM193 119V120H194ZM206 119V118H205ZM220 119H223V117L222 118H220ZM71 120V119H70ZM77 120V119H76ZM91 120V119H90ZM99 120V119H98ZM104 120V119H103ZM107 120V119H106ZM111 120V119H110ZM127 120H129V119H127ZM133 120V119H132ZM138 120V119H137ZM168 120V119H167ZM201 120L204 122V124H205V126L204 127H201L200 129H202V130H204L205 132H202V133H206V131H207V133H215V131L218 133V131H221V129H222V126L218 123V122H220V121H218V122H215L216 121V119H215V121L213 120H210V118H209V120H204V117H202L201 118ZM229 120V119H228ZM233 120V119H232ZM231 120V121H232ZM56 121V120H55ZM59 121H61V120H59ZM64 121H65V119H64ZM87 121V120H86ZM92 121H95V120H92ZM117 121V120H116ZM139 121V120H138ZM138 121H137V123H138ZM150 121V120H149ZM168 121H170V120H168ZM167 121V122H168ZM200 121V120H199ZM202 121H201V124H202ZM44 122V121H43ZM46 122H48L49 123V120L48 121H46ZM57 122H58V119H57ZM69 122V121H68ZM67 122V123H68ZM80 122V121H79ZM78 122V123H79ZM84 122V121H83ZM103 122H105V120L103 121ZM112 121H110V123H111ZM130 122V121H129ZM152 123H153V121H151ZM187 122V121H186ZM189 122H190V120H189ZM194 122V121H193ZM197 122V121H196ZM224 122H225V120H224ZM234 122V121H233ZM52 123V122H51ZM75 123V122H74ZM86 123V122H85ZM84 123V124H85ZM102 123V122H101ZM106 123H107V121H106ZM150 123V122H149ZM148 123V124H149ZM164 123V122H163ZM170 123H171V121H170ZM225 123H227V122H225ZM71 124H73V123H71ZM80 125L79 126H81V123H79ZM87 124V123H86ZM91 124H93V123H91ZM96 124V123H95ZM114 122H113V126H114ZM135 124V123H134ZM133 124V125H134ZM147 124V123H146ZM147 124V125H148ZM167 124V123H166ZM172 124V123H171ZM188 124V123H187ZM45 125V124H44ZM48 125V124H47ZM54 125V124H53ZM52 125V126H53ZM57 125V124H56ZM55 125V126H56ZM59 125V124H58ZM68 125V124H67ZM77 125V124H76ZM83 125V124H82ZM112 125V124H111ZM119 125H121V124H119ZM142 125V124H141ZM145 125V124H144ZM190 125H192V124H190ZM198 125H200V124H198ZM224 125V124H223ZM227 125V124H226ZM232 125V124H231ZM52 126H50L48 129H47V127H46V125H45V128L47 129V130H49V132L47 133V135L43 138V140H46L45 142H47V141H49V140H54V139H61L62 138V136H60V134H58L57 132H56V129L54 128V126L52 127ZM60 126V125H59ZM64 126V125H63ZM62 126V127H63ZM83 126H85V125H83ZM88 126L89 127H92V126H90L89 124H88ZM88 126L86 125V127L88 128ZM94 126V125H93ZM99 126V125H98ZM110 126V125H109ZM112 126V127H113ZM117 126V125H116ZM154 126V125H153ZM169 126H171V125H169ZM193 126V125H192ZM195 126V125H194ZM202 126V125H201ZM70 127V126H69ZM82 127V126H81ZM95 127V126H94ZM105 127H106V124H105ZM111 127V126H110ZM146 127V126H145ZM175 127V126H174ZM196 127V126H195ZM224 127H226V126H224ZM228 127H231V126H228ZM59 128V127H58ZM68 128V127H67ZM71 128V127H70ZM85 128V127H84ZM137 128H139V127H137ZM148 128V127H147ZM160 128V127H159ZM171 128V127H170ZM247 128V127H246ZM46 129H43V130H46ZM63 129H64V127H63ZM73 129V128H72ZM71 129V130H72ZM74 129L76 130V127H74ZM79 129V128H78ZM89 129V128H88ZM87 129V130H88ZM98 129V128H97ZM96 129V130H97ZM113 129V128H112ZM115 129V128H114ZM119 129V128H118ZM130 129V128H129ZM133 129V128H132ZM176 129V128H175ZM196 129V128H195ZM225 129V128H224ZM229 129V128H228ZM245 129V128H244ZM75 130H73V131H75ZM90 130H92V129H90ZM100 130V129H99ZM116 130H117V128H116ZM119 130H121V129H119ZM138 130V129H137ZM158 130V129H157ZM157 130H156V132H157ZM161 130V129H160ZM163 130V129H162ZM168 130H171V129H168ZM194 130V129H193ZM193 130H191V131H193ZM199 130V129H198ZM223 130V129H222ZM231 130V129H230ZM62 131V130H61ZM72 131V132H73ZM101 131V130H100ZM102 131H103V129H102ZM124 131V130H123ZM167 131V130H166ZM172 131V130H171ZM224 131H226V129L224 130ZM243 131V130H242ZM241 131V132H242ZM244 131H246V130H244ZM253 131V130H252ZM252 131H250L251 133H253ZM68 132V131H67ZM80 132V131H79ZM79 132H78V134H79ZM164 132V131H163ZM199 132V131H198ZM227 132V131H226ZM62 133V132H61ZM64 133V132H63ZM71 133V132H70ZM84 133H86V132H84ZM92 133H93V131H92ZM97 133V132H96ZM105 133H107V132H105ZM110 133H112V132H110ZM110 133H107V134H110ZM117 133V132H116ZM127 133V132H126ZM153 133V132H152ZM168 133H171V132H169L168 131ZM199 133H201V132H199ZM231 133V132H230ZM238 133H240V132H238ZM37 134V133H36ZM46 134V133H45ZM66 134V133H65ZM69 134V133H68ZM86 134H88V132L86 133ZM140 134V133H139ZM149 134V133H148ZM161 134V133H160ZM174 134V133H173ZM175 134H177V132L175 133ZM193 134L195 135V133H194V131H193ZM198 134V133H197ZM223 134V133H222ZM228 134V133H227ZM241 134V133H240ZM245 134H247V133H245ZM254 134H255V131H254ZM257 134L258 135H256V137H262V135L264 136V132H263V130H260V129H258V131H257ZM40 135V134H39ZM72 135V134H71ZM74 135V134H73ZM82 135V134H81ZM89 135H91V134H89ZM97 135V134H96ZM96 135H94V136H96ZM117 135V134H116ZM137 135V134H136ZM165 135H167V134H165ZM210 135V134H209ZM220 136H222L221 134H219ZM43 136V135H42ZM69 135H67V137H68ZM76 136H77V134H76ZM75 136V138H78V137H80V135L79 136H77L76 137ZM87 136V135H86ZM109 136V135H108ZM120 136V135H119ZM131 136V135H130ZM134 136V135H133ZM159 136V135H158ZM178 136V135H177ZM197 136V135H196ZM213 136V135H212ZM215 136V135H214ZM218 136V135H217ZM233 136V135H232ZM231 136V137H232ZM245 136H248V135H245ZM244 136V137H245ZM252 136V135H251ZM40 137V136H39ZM38 137V138H39ZM66 137V136H65ZM101 137V136H100ZM103 137V136H102ZM116 137V136H115ZM128 137V136H127ZM135 137V136H134ZM139 136H137V138H138ZM160 137V136H159ZM167 137V136H166ZM165 137V138H166ZM169 137V136H168ZM174 137V136H173ZM202 137V136H201ZM200 137V138H201ZM203 137H205V136H203ZM208 137V136H207ZM216 137V136H215ZM230 137V136H229ZM230 137V138H231ZM238 137V136H237ZM236 137V138H237ZM249 137H250V135H249ZM30 138V137H29ZM64 138V137H63ZM84 138V137H83ZM91 138V137H90ZM117 138V137H116ZM140 138V137H139ZM164 138V137H163ZM172 138V137H171ZM192 138H193V136H192ZM198 138V137H197ZM216 138H218V137H216ZM215 138V139H216ZM222 138V137H221ZM228 138V137H227ZM239 138V137H238ZM248 138V137H247ZM252 138H254V137H252ZM251 138V139H252ZM33 139V138H32ZM31 139V140H32ZM42 139V138H41ZM81 139V138H80ZM79 139V140H80ZM97 139V138H96ZM115 139V138H114ZM113 139V140H114ZM120 139V138H119ZM118 139V140H119ZM194 139V138H193ZM206 139V138H205ZM223 139V138H222ZM232 139V138H231ZM249 139L250 138H248L247 140L249 141ZM30 140V139H29ZM66 140V139H65ZM73 140V139H72ZM75 140V139H74ZM78 140V141H79ZM88 140V139H87ZM92 140H93V138H92ZM102 140V139H101ZM104 140V139H103ZM115 140H117V139H115ZM136 140V139H135ZM173 140H174V138H173ZM219 140V139H218ZM242 140H243V138H242ZM241 140V141H242ZM255 140V139H254ZM261 140V139H260ZM263 140V139H262ZM34 141V140H33ZM57 141H59V140H57ZM56 141V142H57ZM84 141H85V139H84ZM110 141H112V140H110ZM123 141V140H122ZM138 141V140H137ZM148 141V140H147ZM146 141V142H147ZM151 141V140H150ZM157 141V140H156ZM155 141V142H156ZM168 141H170V140H168ZM172 141V140H171ZM179 141H181V140H179ZM205 142H206V140H204ZM211 141V140H210ZM216 141V140H215ZM214 141V142H215ZM233 141H234V138H233ZM232 141V142H233ZM237 141V140H236ZM35 142V141H34ZM38 142H39V140H38ZM51 142V141H50ZM60 142V141H59ZM75 142H77V141H75ZM81 142H82V139H81ZM86 142V141H85ZM88 142V141H87ZM90 142V141H89ZM121 142V141H120ZM141 142V141H140ZM164 143H165V141H163ZM207 142H208V140H207ZM206 142V143H207ZM222 142V141H221ZM231 142V143H232ZM254 142V141H253ZM33 143V142H32ZM79 143H80V141H79ZM83 143V142H82ZM101 143V142H100ZM104 143V142H103ZM105 143H107V142H105ZM122 143V142H121ZM130 142H128V144H129ZM153 143V142H152ZM151 143V144H152ZM162 143V142H161ZM160 143V144H161ZM169 143H171V142H169ZM179 144H180V142H178ZM209 143V142H208ZM212 143V141L210 142V144ZM240 143V142H239ZM254 143H256V142H254ZM78 144V143H77ZM81 144V143H80ZM93 144V143H92ZM96 144V143H95ZM143 144H144V142H143ZM154 144V143H153ZM157 144V143H156ZM159 144V143H158ZM173 144V143H172ZM74 145V144H73ZM76 145V144H75ZM79 145V144H78ZM83 145V144H82ZM101 145V144H100ZM109 145V144H108ZM119 145H121L120 143H119ZM118 145V146H119ZM123 145H125V144H123ZM130 145H133V144H131L130 143ZM208 145V144H207ZM212 145H213V143H212ZM220 145V144H219ZM222 145V144H221ZM239 145V144H238ZM85 146V145H84ZM91 146H93V145H91ZM90 146V147H91ZM102 146H104V145H102ZM101 146V147H102ZM141 145H139V147H140ZM144 146V145H143ZM160 146V145H159ZM162 146V145H161ZM178 146V145H177ZM225 146H227V145H225ZM240 146V145H239ZM251 146V145H250ZM258 146V145H257ZM86 147V146H85ZM85 147H83V148H85ZM87 147H88V145H87ZM95 148L97 147V146H94ZM93 147V148H94ZM126 147H127V145H126ZM125 147V148H126ZM142 147V146H141ZM145 147V146H144ZM155 147V146H154ZM169 147V146H168ZM168 147H166V145H165V148H167V149H169ZM175 147V146H174ZM207 147V146H206ZM209 147H210V145H209ZM213 147V146H212ZM219 147V146H218ZM228 147V146H227ZM226 147V148H227ZM237 147V146H236ZM255 147V146H254ZM262 147H263V150L262 151H264V145L262 144ZM80 148V147H79ZM78 148V149H79ZM97 148H100V147H97ZM103 148V147H102ZM120 148V147H119ZM136 148V147H135ZM143 148V147H142ZM164 148V147H163ZM217 148V147H216ZM239 148H241V147H239ZM245 148V147H244ZM30 149V148H29ZM33 149V148H32ZM106 149V148H105ZM112 149L114 150V148H111V151H112ZM120 149H122V148H120ZM130 149V148H129ZM145 149V148H144ZM146 149H147V146H146ZM155 149V148H154ZM161 149V148H160ZM174 149V148H173ZM173 149H169V150H171V152H173L172 154H174L175 155V157H176V162H177V166H179V167H181V169H180V174H175V176L174 177H176L177 175L181 178V179H183L182 181H187L188 182V187H190V188H194V187H199V186H204V187H212V186H214L215 185V183L217 182V180L219 179V178H217L216 177V175H213L212 173L210 174H208V173H200V172H198V171H195L194 170V167L195 166H197L198 165V163H197V165H195V161L194 160H191L190 158H188V157H186L185 155H183V153L181 154V153H179L178 151H175V150H173ZM210 149V148H209ZM219 149V148H218ZM222 149V148H221ZM229 149V148H228ZM248 149V148H247ZM31 150V149H30ZM45 150V149H44ZM73 150V149H72ZM89 150V149H88ZM91 150H92V147H91ZM90 150V151H91ZM95 150V149H94ZM93 150V151H94ZM102 150V149H101ZM118 150V149H117ZM123 150V149H122ZM128 150V149H127ZM150 150V149H149ZM148 150V151H149ZM203 150V149H202ZM206 150H208V148L206 149ZM205 150V151H206ZM212 150V149H211ZM230 150V149H229ZM244 150V149H243ZM25 151V150H24ZM28 151V150H27ZM34 151V150H33ZM36 151V150H35ZM41 151V150H40ZM84 151V150H83ZM89 151V152H90ZM104 151V150H103ZM102 151V152H103ZM120 151V150H119ZM125 150H123V152H124ZM136 151V150H135ZM134 151V152H135ZM141 150H138L137 151V153L138 152H140ZM144 151V153L146 152V150H143ZM154 151V150H153ZM155 151H156V149H155ZM164 151V150H163ZM162 151V152H163ZM204 151V152H205ZM233 150H231V152H232ZM248 151V150H247ZM80 153L82 152V151H79ZM88 152V151H87ZM108 152V151H107ZM121 152V151H120ZM133 152V153H134ZM157 152H158V150H157ZM160 152V151H159ZM158 152V153H159ZM203 152V151H202ZM213 152V151H212ZM216 152V151H215ZM218 152V151H217ZM216 152V153H217ZM228 152V151H227ZM240 152H242V151H240ZM245 152V151H244ZM243 152V153H244ZM251 152V151H250ZM24 153V152H23ZM37 152H35V154H36ZM38 153H39V151H38ZM85 153V152H84ZM83 153V154H84ZM104 153V152H103ZM110 153V152H109ZM128 153H130L131 154V152H128ZM144 153H143V155H144ZM164 153V152H163ZM167 153V152H166ZM192 153V152H191ZM220 153V152H219ZM230 152H228V154H229ZM238 153H239V151H238ZM254 153H256V152H254ZM96 154V153H95ZM108 154V153H107ZM114 154V153H113ZM113 154H111L112 156H113ZM118 154H120V153H118ZM124 154H126V153H124ZM148 154V153H147ZM149 154H150V152H149ZM170 154V153H169ZM186 155H187V153H185ZM194 154V153H193ZM221 154H222V152H221ZM223 154H225V152L223 153ZM227 154V153H226ZM225 154V155H226ZM236 155H238L237 154V152L235 153ZM251 154H252V152H251ZM16 155V154H15ZM28 156H29V154H27ZM31 155V154H30ZM121 155H122V153H121ZM134 155V154H133ZM132 155V156H133ZM140 155H141V152H140ZM143 155H141V156H143ZM163 155V154H162ZM192 155V154H191ZM217 155V154H216ZM224 155V156H225ZM231 155V154H230ZM233 155V154H232ZM239 155H241V154H239ZM256 155V154H255ZM262 155V154H261ZM45 156V155H44ZM74 156V155H73ZM77 156V155H76ZM90 156H91V154H90ZM98 155H96V157H97ZM107 156V155H106ZM124 156V155H123ZM126 156V155H125ZM125 156H124V158H125ZM135 156H137V158L139 157L140 158V156H138L137 154L135 155ZM145 156L147 157V155H146V153H145ZM145 156H143L142 158H144ZM154 156V155H153ZM198 156V155H197ZM201 156V155H200ZM207 156V155H206ZM209 156H211V155H209ZM213 156H214V154H213ZM223 156V157H224ZM249 156V155H248ZM43 157V156H42ZM93 157V156H92ZM109 157V156H108ZM111 157V156H110ZM151 157V156H150ZM199 157V156H198ZM229 157V156H228ZM231 157H233V156H230L229 158L231 159ZM243 157H244V155H243ZM41 158V157H40ZM56 158V157H55ZM77 158V157H76ZM123 158V157H122ZM129 158H131V156L129 157ZM133 158V157H132ZM154 158V157H153ZM152 158V159H153ZM155 158H157L156 157V154H155ZM154 158V159H155ZM161 158H164V157H161ZM213 158V157H212ZM217 158V157H216ZM216 158H215V160H216ZM235 158V157H234ZM252 158V157H251ZM254 158V157H253ZM256 158V157H255ZM32 159V158H31ZM42 159V158H41ZM41 159H40V162H41ZM58 159V158H57ZM83 159V158H82ZM147 159H148V157H147ZM151 159V158H150ZM152 159L150 160L151 162H152ZM158 159V158H157ZM225 159H226V157H225ZM56 160V159H55ZM54 160V161H55ZM85 160V159H84ZM89 160H91V159H89ZM113 160V159H112ZM111 160V161H112ZM156 160V159H155ZM217 160H219V159H217ZM221 160V159H220ZM229 160V159H228ZM235 160V159H234ZM245 161V167L243 168V169H240V172H237V173H235L236 174V177L232 180V177H231V180H232V205L234 206V204H238V205H245V206H252V204H253V201H254V199L253 198H251L249 195H251V194H253V195H255V196H257V195H259V194H261V193H263L264 192V159L263 158H260L259 160H258V162H257V165L256 166H254L253 167V170H251V165L250 164H248L249 163V159L247 158V156H246V158L244 159ZM252 160H254V159H252ZM257 160V159H256ZM17 161H19V160H17ZM31 161V160H30ZM43 161V160H42ZM44 161H45V159H44ZM50 160H48V161H46L47 163L49 162ZM54 161H52V162H50V165L48 166V168H49V171H50V174L51 175H54V176H57L62 170H61V168L59 167V165H57ZM58 161V160H57ZM62 161V160H61ZM61 161H60V163H61ZM87 161V160H86ZM92 161V160H91ZM110 161V162H111ZM121 161V160H120ZM208 161V160H207ZM226 161V160H225ZM238 161V160H237ZM236 161V162H237ZM66 162H68V161H66ZM82 162H84V161H82ZM92 162H94V161H92ZM97 162H98V159H97ZM104 162H105V160H104ZM107 162V161H106ZM123 162V161H122ZM135 162V161H134ZM154 162V161H153ZM156 162V161H155ZM162 162V161H161ZM161 162H159V163H161ZM201 162V161H200ZM234 162V161H233ZM22 163V162H21ZM33 163V162H32ZM35 163V162H34ZM36 163H39V162H36ZM42 163V162H41ZM40 163V164H41ZM44 163V162H43ZM42 163V164H43ZM72 163V162H71ZM77 163V162H76ZM99 163H101V162H99ZM125 163H126V161H125ZM130 163V162H129ZM129 163H127V164H129ZM141 163H143L142 161H140L139 159H136V162H135V167H133V168H131V170L129 171V174H126V175H123V176H121V178H120V176L118 177L119 178V182L118 183H111V184H109L108 186H106V188H104L105 190L102 192L101 191V188L99 187V186H95L94 184H91L92 186H91V189L87 192V193H85V194H83V198H84V200L86 199L87 201H89V204L87 205V206H103V207H99V208H92V209H89L88 210V212H87V214L88 215H91V214H95V215H99V217H98V219H97V224H98V227L100 228L101 227V230H100V232L97 234V236H96V249L94 250V251H92V252H89V253H86V254H84L81 258H80V264H190L189 262H188V260H187V258L189 257V255H191L194 259H196L197 258V254H198V252H203V249L204 248H206V247H209V245L207 244L206 245V243L204 244V245H206V247H204L203 248V245H202V243H200V237L201 236H199L200 235V232H199V220H198V222L195 220V218L194 217H196V216H192L194 219H192V217H191V219H182V217H190V215H191V212H189V211H185V213H184V215L181 217V212L183 211L181 208H177V209H175L174 211H172V215H170L171 216V219H170V222H166L165 220H166V218H167V215H165V214H162V215H160L159 214V216L157 215V211H156V208L154 207V206H158L157 204H152V205H150V204H146V203H144V202H141V201H138L137 199L138 198H134L135 197V190H134V188H135V186H132L131 184H133V183H136V182H139V185H140V183H142L143 184V186H145V190L151 195V197L154 199V200H164V198H165V196H166V192H168V189H169V186H170V183L167 181V179H166V177H164L163 175H159V177H157V179L153 176V175H155V174H151L150 173V171L148 170L149 169V167L147 168V166H145V167H143V164H141ZM145 163H147V161L145 162ZM175 163V162H174ZM204 163V162H203ZM228 163V162H227ZM235 163V162H234ZM83 164V163H82ZM85 164H88V162L87 163H85ZM94 164V163H93ZM103 164V163H102ZM111 164V163H110ZM133 164V163H132ZM163 164V163H162ZM212 164V163H211ZM218 164V163H217ZM220 164V163H219ZM223 164H225V163H223ZM222 164V165H223ZM230 164H231V162H230ZM36 165V164H35ZM45 165V164H44ZM70 165V164H69ZM75 165V164H74ZM84 165V164H83ZM104 165V164H103ZM108 165V164H107ZM129 165H131V164H129ZM147 165V164H146ZM176 165V164H175ZM212 165H214V164H212ZM221 165V166H222ZM237 165H238V163H237ZM243 165V164H242ZM241 165V166H242ZM250 165V166H249ZM27 166V165H26ZM31 166V165H30ZM29 166V167H30ZM38 166V165H37ZM42 166V165H41ZM61 166H63V164L61 165ZM73 166V165H72ZM72 166H70V167H72ZM85 166V165H84ZM93 166V165H92ZM100 166V165H99ZM161 166V165H160ZM221 166L219 167V168H221ZM23 167H24V165H23ZM34 167V166H33ZM69 167V168H70ZM74 167V166H73ZM93 167H95V166H93ZM212 167V166H211ZM215 167V166H214ZM233 167V166H232ZM237 167V166H236ZM243 167V166H242ZM250 167V168H249ZM27 168V167H26ZM32 168V167H31ZM36 168V167H35ZM43 168V167H42ZM63 168H65V166H63ZM84 168V167H83ZM103 168H105V167H103ZM102 168V169H103ZM107 168V167H106ZM165 168V167H164ZM173 168V167H172ZM205 168V167H204ZM208 168V167H207ZM213 168V167H212ZM217 168V167H216ZM215 168V169H216ZM218 168V169H219ZM235 168V167H234ZM86 169H88V168H86ZM96 169V168H95ZM129 169V168H128ZM152 168H150V170H151ZM154 169H156L155 167H154ZM160 169V168H159ZM158 169V170H159ZM229 169V168H228ZM31 170V169H30ZM29 170V171H30ZM33 170V169H32ZM35 170V169H34ZM37 170V169H36ZM76 170V169H75ZM77 170H79V169H77ZM89 170V169H88ZM101 170V169H100ZM111 170V169H110ZM109 170V171H110ZM166 170V169H165ZM174 170V169H173ZM217 170V169H216ZM28 171V172H29ZM43 171V170H42ZM81 171V170H80ZM85 171V170H84ZM84 171L82 172V173H84ZM103 171H105V170H103ZM107 171V170H106ZM112 171V170H111ZM115 171V170H114ZM170 172H171V170H169ZM176 171V170H175ZM175 171H173V172H175ZM214 171V170H213ZM219 171V170H218ZM237 171V170H236ZM27 172V171H26ZM25 172V173H26ZM77 172H79V171H77ZM90 172V171H89ZM116 172V171H115ZM163 172V171H162ZM208 172H209V170H208ZM212 172V171H211ZM233 172V171H232ZM31 173V172H30ZM33 173V172H32ZM63 172H61V174H62ZM91 173V172H90ZM96 172H94V174H95ZM111 173V172H110ZM116 173H118V171L116 172ZM172 173V172H171ZM214 173V172H213ZM221 173V172H220ZM86 174V173H85ZM113 174V173H112ZM115 174V173H114ZM161 174V173H160ZM2 175V174H1ZM18 175V174H17ZM28 175V174H27ZM35 175V174H34ZM40 175V174H39ZM67 175V174H66ZM82 176H81V178L82 177H84V174H81ZM89 175V174H88ZM50 176V175H49ZM92 176V175H91ZM99 176V175H98ZM168 176H169V174H168ZM19 177V176H18ZM33 177V176H32ZM35 177V176H34ZM58 177V176H57ZM60 177V176H59ZM68 177V176H67ZM90 177V176H89ZM93 177V176H92ZM95 177V176H94ZM93 177V178H94ZM221 177V176H220ZM12 178V177H11ZM62 178V177H61ZM96 178V177H95ZM117 178V177H116ZM179 178V179H180ZM41 179H42V177H41ZM44 179V178H43ZM51 179H53V178H51ZM115 179V178H114ZM224 179V178H223ZM228 179V178H227ZM226 179V180H227ZM35 180H36V178H35ZM45 180V179H44ZM85 180V179H84ZM104 180V179H103ZM221 180V179H220ZM75 181V180H74ZM86 181V180H85ZM92 181V180H91ZM96 181V180H95ZM105 181V180H104ZM111 181V180H110ZM172 181H174V180H172ZM179 181V180H178ZM230 181V180H229ZM1 182H3L2 180H1ZM6 182V181H5ZM84 182V181H83ZM176 182V181H175ZM227 182V181H226ZM45 183V182H44ZM51 183V182H50ZM62 183V182H61ZM74 183V182H73ZM81 183V182H80ZM177 183V182H176ZM224 183V182H223ZM37 183L33 180V179H29V178H27V179H25L24 177H22L21 178V176L19 177V178H14V179H12L11 181H10V183L7 185V190H5L4 189V191H7L6 193H8V196L11 198V201H12V199H13V201H12V203H22L23 205H26V206H32L33 205V207H34V209H36V206H34V202H36L35 200L37 199L38 200V202H40L41 200H43V199H41V196L43 195H41V196H39L37 193H39L40 191H39V189H38V187H37V185H36ZM71 184V183H70ZM75 184H77V183H75ZM82 184V183H81ZM87 183L85 182L84 184H83V186H85ZM90 184V183H89ZM97 184V183H96ZM180 184V183H179ZM39 185V184H38ZM88 185V184H87ZM136 185V184H135ZM224 185V184H223ZM231 185V184H230ZM48 186V185H47ZM46 186V187H47ZM50 186V185H49ZM73 186H74V184H73ZM81 186V185H80ZM90 186V185H89ZM219 185H216V187H218ZM39 187H40V185H39ZM43 187V186H42ZM56 187V186H55ZM76 187V186H75ZM138 187V186H137ZM223 187V186H222ZM65 188V187H64ZM82 188V187H81ZM86 188V187H85ZM189 188V189H190ZM214 188V187H213ZM67 189V188H66ZM65 189V190H66ZM138 189V188H137ZM211 189L212 188H210V191H211ZM215 189V188H214ZM213 189V190H214ZM217 189H219V188H217ZM221 189V188H220ZM224 189V188H223ZM231 189V188H230ZM229 189V190H230ZM56 190V189H55ZM59 190V189H58ZM46 191V190H45ZM44 191V192H45ZM52 191V190H51ZM54 191V190H53ZM83 191V190H82ZM204 191V190H203ZM208 191V190H207ZM221 191V190H220ZM220 191H218V192H220ZM1 192V191H0ZM42 192V191H41ZM50 192V191H49ZM67 192V191H66ZM213 192V191H212ZM46 193V192H45ZM48 193V192H47ZM58 193V192H57ZM56 193V194H57ZM64 193V192H63ZM74 193V192H73ZM79 193V192H78ZM145 193V192H144ZM196 193V192H195ZM195 193H194V195H195ZM208 193V192H207ZM210 193V192H209ZM208 193V194H209ZM215 193H217V192H215ZM41 194V193H40ZM55 194V195H56ZM77 194V193H76ZM75 194V195H76ZM200 194V193H199ZM203 194V193H202ZM207 194V195H208ZM211 194V193H210ZM218 194V193H217ZM216 194V195H217ZM57 195H59V193L57 194ZM186 195V194H185ZM204 195V194H203ZM222 195H223V191H222ZM228 195V194H227ZM39 196V197H38ZM64 196V195H63ZM102 196H104V199H105V197L106 198H108V199H110L112 202H108V200H105V201H103V200H101L100 199V197H102ZM136 196H138V195H136ZM177 196V195H176ZM196 196V195H195ZM48 196H46V198H47ZM52 197V196H51ZM78 197V196H77ZM74 198L75 200V203L74 204H71V202L68 204L69 206H77L78 207V201L80 200V198ZM149 197V196H148ZM226 197V196H225ZM224 197V198H225ZM43 198V197H42ZM50 198V197H49ZM208 198V197H207ZM210 198V197H209ZM231 198V197H230ZM5 199H7V198H5ZM51 199V198H50ZM72 199H73V197H72ZM203 199V198H202ZM201 199V200H202ZM205 199V198H204ZM82 200V199H81ZM97 200H99V203L97 202ZM143 200V199H142ZM146 200V199H145ZM213 200V199H212ZM214 200H217V199H214ZM228 200V199H227ZM230 200V199H229ZM65 201V200H64ZM71 201V200H70ZM107 201V202H106ZM125 201H127V202H125ZM205 201V200H204ZM204 201L202 200L201 202L204 204ZM219 201V200H218ZM221 201H222V199L220 200V203H221ZM52 202V201H51ZM50 202V203H51ZM59 202V201H58ZM61 202H62V200H61ZM73 202V201H72ZM174 202V201H173ZM200 202V199H199V195L198 196H196V197H193V198H188L187 200H185V199H183L182 198V200H179L178 202H175L173 205H172V207L173 206H198V204L199 203H201ZM206 202V201H205ZM217 202V201H216ZM4 203V202H3ZM56 204H57V202H55ZM77 203V204H76ZM161 203L163 204V201H161ZM168 203V202H167ZM170 203H172V202H170ZM207 203V202H206ZM224 203H229V201H225L224 200ZM11 204V203H10ZM53 204V203H52ZM64 204V203H63ZM212 203H210V205H211ZM222 204V203H221ZM4 205V204H3ZM11 205H13V204H11ZM10 205V206H11ZM49 205V204H48ZM67 205V206H68ZM161 205V204H160ZM165 205V204H164ZM163 205V206H164ZM167 205V204H166ZM213 205H214V203H213ZM216 205H219L218 204V202H217V204ZM224 205V204H223ZM226 205V204H225ZM46 206H47V204H46ZM202 206V205H201ZM200 206V207H201ZM204 206V205H203ZM207 206V205H206ZM222 206V205H221ZM7 207H9L8 205L6 206V208ZM32 207V208H33ZM212 207V206H211ZM232 207V206H231ZM25 208V207H24ZM28 208V207H27ZM159 208V207H158ZM166 208V207H165ZM196 208V207H195ZM194 208V209H195ZM202 208H205V206L204 207H202ZM208 208V207H207ZM206 208V209H207ZM236 208V207H235ZM26 209V208H25ZM34 209H32V210H34ZM75 209V208H74ZM78 209V208H77ZM81 209V208H80ZM162 209V208H161ZM169 209H171V208H169ZM208 209H210V208H208ZM214 209V208H213ZM228 209V208H227ZM0 210H2V207L0 206ZM7 210V209H6ZM13 211L15 210V208L14 209H12ZM31 210V209H30ZM37 210V212H36V215L33 213V211H32V213L34 214V216L33 215H31V216H28L27 215V218H25V219H23L22 221H21V224H20V231H19V233L18 234H16L15 235V233H14V231H13V234H14V237H9V239H6V237L5 236H2L1 235V233H4V232H6L5 230H3V232L2 231H0L1 233H0V246L3 244V243H7V244H9L10 245V250H8V251H6V252H4V253H0V264H21V262H22V260L24 259V258H26L27 257V255L29 254V253H32V252H34V251H37V250H43V249H45V248H47L51 243H55L56 242V244L57 243H61V240H63V238H64V234H62V233H59L60 232V230L62 229V228H64V226H68L74 219H76L77 218V212H76V210H73V209H68V207H67V209H62V208H56V207H51V208H48V207H45L44 205H42L41 207H39L38 206V209H36ZM82 210V209H81ZM84 210V209H83ZM164 210V209H163ZM173 210V209H172ZM186 210H187V208H186ZM200 210V209H199ZM198 210V211H199ZM17 211V210H16ZM27 211V210H26ZM85 211V210H84ZM167 211V210H166ZM169 211V210H168ZM194 211V210H193ZM196 211V210H195ZM211 211V210H210ZM210 211H208V212H210ZM0 212H2V211H0ZM184 212V211H183ZM201 212V211H200ZM207 212V211H206ZM217 212V211H216ZM236 212V211H235ZM241 212V211H240ZM250 212H253V213H259L260 214V211H257V210H255V209H252V210H247V209H244L243 210V212L240 214V219H242L243 221L244 220H246L247 219V217H248V215H250L249 213ZM263 213H264V211H262ZM3 213V212H2ZM9 213V212H8ZM22 213V212H21ZM28 213H29V210H28ZM27 213V214H28ZM193 213V212H192ZM196 213V212H195ZM194 213V214H195ZM210 213H212V212H210ZM1 214V213H0ZM4 214V213H3ZM3 214H1L0 216H2ZM11 214L12 213H10V216H11ZM18 214V213H17ZM171 214V213H170ZM204 214H206V213H204ZM209 214V213H208ZM213 214V213H212ZM215 214V213H214ZM217 214V213H216ZM198 215H199V213H198ZM231 215V214H230ZM4 216V215H3ZM21 216V215H20ZM80 216V215H79ZM83 216H86V215H84L83 214ZM218 216V215H217ZM233 216H234V214H233ZM237 216V217H238ZM260 216V215H259ZM263 216V218H264V214L262 215ZM8 216L6 215V218H7ZM16 217V216H15ZM19 217V216H18ZM169 217V216H168ZM199 217H200V215H199ZM198 217V218H199ZM203 217V216H202ZM13 218H14V216H13ZM17 218V217H16ZM81 218V217H80ZM232 218H234V217H232ZM236 218V217H235ZM258 218V217H257ZM5 219V218H4ZM18 219H20V217L18 218ZM22 219V218H21ZM203 219V218H202ZM239 219V220H240ZM259 219V218H258ZM212 220V219H211ZM231 220V219H230ZM233 220L234 219H232V222H233ZM238 220V219H237ZM0 227H2L3 226V224H2V221H3V219L2 218H0ZM5 221H7V220H5ZM4 221V222H5ZM11 221V220H10ZM234 221H236V220H234ZM3 222V223H4ZM218 222V221H217ZM216 222V223H217ZM237 223H236V225H234L236 228L237 227H239V224H238V222L239 221H236ZM242 222V221H241ZM88 223V222H87ZM202 223H204V222H202ZM235 223V222H234ZM231 224V223H230ZM255 224V223H254ZM13 225V224H12ZM17 225V224H16ZM78 225V224H77ZM198 225V228L196 227ZM215 225V224H214ZM10 226V225H9ZM231 226V225H230ZM16 227V226H15ZM204 227H206V226H204ZM219 227V226H218ZM218 227H216V228H218ZM253 227H255V226H253V224H250V226L249 227H247L246 229H245V231L243 232V241H245V243H246V241L248 240V236H249V234L251 233V231H252V228ZM11 228V227H10ZM9 228V229H10ZM13 228V227H12ZM18 228H19V225H18ZM230 228V227H229ZM234 228V227H233ZM242 228V227H241ZM95 229V228H94ZM203 229V228H202ZM214 229V228H213ZM231 229V228H230ZM229 229V230H230ZM2 230V229H1ZM19 230V229H18ZM211 230V229H210ZM216 230V229H215ZM218 230V229H217ZM216 230V231H217ZM236 230H238V229H236ZM243 230V229H242ZM9 231V230H8ZM50 231V232H49ZM201 231V230H200ZM221 231V230H220ZM49 232V234L51 235V236H49V237H47V233ZM57 232V233H56ZM63 232V231H62ZM207 232V231H206ZM231 232H233V230L231 231ZM237 232V231H236ZM253 232V231H252ZM52 233V234H51ZM74 233V232H73ZM209 233V232H208ZM215 233V232H214ZM240 233H241V231H240ZM239 233V234H240ZM255 233V232H254ZM4 234H6V233H4ZM229 234V233H228ZM233 234V233H232ZM235 234V233H234ZM238 234V235H239ZM8 235H9V233H8ZM11 235H12V233H11ZM216 235H218V234H216ZM227 235V234H226ZM237 235V236H238ZM251 235V234H250ZM212 236V235H211ZM46 237V238H45ZM205 237H206V235H205ZM230 237H231V235H230ZM202 238V237H201ZM226 238H227V236H226ZM203 239V238H202ZM208 239V238H207ZM217 239V238H216ZM227 239H229V238H227ZM210 240H211V238H210ZM208 241V240H207ZM206 241V242H207ZM64 242V241H63ZM204 242H205V240H204ZM211 242V241H210ZM216 242V241H215ZM5 243V244H6ZM65 243V242H64ZM225 243V242H224ZM223 243V244H224ZM210 244V243H209ZM225 244H227V243H225ZM219 245H220V243H219ZM250 245V244H249ZM3 246V245H2ZM6 246V245H5ZM224 246V245H223ZM240 246V245H239ZM212 247V246H211ZM220 247H222V246H220ZM238 247V246H237ZM246 247V246H245ZM242 247L241 249H238V250H236V253H239V254H243V256L244 257H246V253H247V251H250V247H249V249L246 247ZM256 247V246H255ZM50 248V247H49ZM213 248V247H212ZM211 248V249H212ZM224 248V247H223ZM232 248V247H231ZM230 248V249H231ZM264 248V247H263ZM263 248L262 247H259V249L258 248H252V250H251V253L253 252L254 253V255L256 254V255H259L258 257H261L260 255L262 254L261 253V250H263ZM210 249V248H209ZM206 250V249H205ZM205 250H204V252H205ZM228 250V249H227ZM214 251V250H213ZM229 253H231V252H229ZM228 253V254H229ZM217 254V253H216ZM248 254H249V252H248ZM202 255V254H201ZM221 256H222V254H220ZM224 255V254H223ZM226 255V254H225ZM207 256H208V254H207ZM233 256V255H232ZM240 256V255H239ZM249 256V255H248ZM264 256V255H263ZM262 256V257H263ZM222 257H224V256H222ZM221 257V258H222ZM242 257V256H241ZM244 257H242L240 260L241 261H245V263H246V259L244 260L243 258ZM250 257V256H249ZM261 257V258H262ZM235 258H237V256H235ZM239 258V257H238ZM257 258V257H256ZM199 259V258H198ZM226 259V258H225ZM228 259V258H227ZM247 259H248V257H247ZM230 260V259H229ZM233 260V259H232ZM235 260H237V259H235ZM231 261V260H230ZM234 261V260H233ZM233 261H231V262H233ZM252 261V260H251ZM218 262V261H217ZM230 262V263H231ZM247 262H249V261H247ZM192 263H194V262H192ZM207 263V262H206ZM210 263H211V260H210ZM195 264V263H194ZM241 264H244V263H241Z\"/></svg>",
	"mask_w": 264,
	"mask_h": 264
},
{
	"label": "trees",
	"instance_id": "3",
	"mask_svg": "<svg viewBox=\"0 0 264 264\" xmlns=\"http://www.w3.org/2000/svg\"><path fill=\"white\" fill-rule=\"evenodd\" d=\"M0 7H1V8L4 7L3 4H0ZM4 32H5V30H4ZM38 62H40V61H38ZM42 62H43V61H42ZM44 63H50V62H48L47 60H46V61L44 60ZM58 68H59V64L56 63V65H55V69H58ZM43 71H44V72H47L46 69H43Z\"/></svg>",
	"mask_w": 264,
	"mask_h": 264
},
{
	"label": "flooded vegetation",
	"instance_id": "4",
	"mask_svg": "<svg viewBox=\"0 0 264 264\" xmlns=\"http://www.w3.org/2000/svg\"><path fill=\"white\" fill-rule=\"evenodd\" d=\"M40 65H42V66H44V67H47V66H49L50 64L49 63H44V62H38Z\"/></svg>",
	"mask_w": 264,
	"mask_h": 264
}]
</instances>
